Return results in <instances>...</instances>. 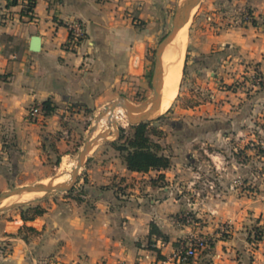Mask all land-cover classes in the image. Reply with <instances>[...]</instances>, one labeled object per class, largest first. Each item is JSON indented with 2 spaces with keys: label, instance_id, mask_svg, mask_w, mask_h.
Returning <instances> with one entry per match:
<instances>
[{
  "label": "crops",
  "instance_id": "1",
  "mask_svg": "<svg viewBox=\"0 0 264 264\" xmlns=\"http://www.w3.org/2000/svg\"><path fill=\"white\" fill-rule=\"evenodd\" d=\"M35 1L30 19L21 14V4L0 0V180L5 181L18 169L56 165L59 157L69 154L72 140L66 138L74 132L76 119L120 97L131 101L137 90L148 89L150 54L164 33L171 3ZM218 1L217 7L205 1L193 18L186 88L179 87L180 96L204 101L193 109L200 116L210 111L215 124L191 129L188 139L198 134L206 140L242 129L235 116L243 117L247 106L231 111L225 128L219 118L226 113L218 111H230L242 98L229 87L248 65L264 70V0ZM242 10H248L254 22H244ZM73 21L85 30L75 45L68 29ZM34 36L40 37L36 52L31 49ZM47 100L55 106L51 115L44 114ZM35 105L41 112L31 118ZM114 141L93 149L72 191L38 201L46 209L42 216L24 221L18 211L0 217V264H163L191 235L211 237L212 246L183 264H264L263 185L243 191L232 189V183L230 190L218 183L212 190L203 188L191 180L189 170L206 171L212 162L217 164L212 156L202 161L188 154L189 163L174 160L161 172H132L112 146ZM238 164L230 159V182L241 173L249 178L247 169L235 167ZM160 173L165 175L164 187L151 182ZM214 197L230 198V204L211 201ZM204 209L211 213L209 225L181 219ZM225 219L230 220V231L221 235L217 224ZM253 219L263 225H248ZM152 223L166 236L165 242L150 234ZM24 226L35 232L19 235ZM255 228L263 235L254 242Z\"/></svg>",
  "mask_w": 264,
  "mask_h": 264
},
{
  "label": "rangeland",
  "instance_id": "2",
  "mask_svg": "<svg viewBox=\"0 0 264 264\" xmlns=\"http://www.w3.org/2000/svg\"><path fill=\"white\" fill-rule=\"evenodd\" d=\"M205 1H212L214 2V4L216 2L215 7H217L219 2L218 0H203L192 11V13L190 14L191 16L189 17L186 23V33H185L186 39L184 41V44L181 42L179 35L176 40L177 42L176 46L179 49L182 48V51H184L185 53L184 66H185V60L188 59L189 57L187 53L188 31L192 24L193 18L198 13L201 4L205 3ZM178 2L179 0H171L169 7L170 15L164 33L159 38L158 42L154 46V49H152L151 51L150 74L152 73V69L154 65L155 48L157 47L161 38L169 31L172 23L173 15L178 6ZM252 21L253 18L250 20V22ZM166 50H169V47H166L165 51ZM185 74H186V70L185 73L184 71L182 73V79L179 86L180 89L186 88V83L184 78ZM229 88L232 91L240 92L241 96L239 97L242 98L235 101L232 107H230L231 109L230 111L223 109L218 111L221 114L226 113V115L222 114V116H220L219 118L222 121L221 126H223L224 128L227 126L226 121H228L231 111L236 112L240 108H245L247 106L248 111H245L243 117L236 118L235 116V120H236L235 124L242 129H239L236 132H232V131L230 132L229 130L222 136L218 135L212 138L206 136L207 138L206 140H203L202 138L203 135H198V134H196L194 139H188L190 138L189 136L191 129L194 128L196 129V131H198L201 127H204V125L208 127L213 126L215 124L214 122L215 117L210 118L208 116L211 115L210 111H208L205 115L200 116L198 113H196V111L193 108L198 106V104H201V102L204 101L201 99L199 100L193 96H189L187 94L186 95L183 94L180 96L178 90L177 96L175 97V100L172 103L171 107L164 112H162L161 110L159 117L153 121V125L161 129L164 133L163 138H160L158 141L163 145L165 149V154L171 156L172 164L174 163V160L178 163L179 162L182 163L183 161L189 163L191 160L190 158L187 157L188 154L190 155L191 159L194 160L200 159L202 161L203 160L208 161L209 159L211 160V156L214 159H216L215 161L217 162V164H214L212 162L211 164L208 165L206 171H202V170L196 171L195 169L189 170V173L193 174L192 176H190L191 180L198 181L205 189L207 187L209 190H212L210 186H212V188L213 187L215 188L216 183H218L220 187L227 188V190H230V183H232L233 187L231 188L232 189L238 188L239 191L248 190V188L254 189V186H258L259 184L264 186V97H259L261 96L260 95L261 93H264V70L259 69L256 65H250V66L248 65V67H246L243 70L240 77L234 79V81L232 82ZM137 92L138 93H136L137 94L136 96L134 97L131 96V98L133 99L130 102L134 104L140 103L152 95L151 83L146 91L137 90ZM256 97L259 98L257 99ZM242 99H245V101L242 102ZM104 107L105 105L99 107L98 109L90 110L89 112H87L86 115L75 120L77 126L75 127L74 132L71 135H68L66 138L68 140H72V145L70 144L68 148L69 154H66L62 157L59 165L46 164L42 167L31 168L29 170L18 169L14 174V176L10 177L11 179H8V181L0 180V193L12 189L14 187L33 185L39 182L48 183V182H52L53 180L55 182L59 177L62 176L61 173L62 171L60 172V165L62 162H64V160L69 162L74 160L76 162L77 156L80 150L82 149L92 126L95 123L96 116L99 115V113L104 109ZM184 110H188V112ZM215 110L217 109L215 108ZM218 112H216L214 115H218ZM118 122L119 125H122L121 129H124L126 133L128 134L132 133L133 131L131 127L132 125L128 123L127 119H125L124 121L125 123L120 121ZM196 131L192 130L194 134ZM193 133H191V136H193ZM110 139H114V136L110 137ZM104 143L105 141H101L99 144L103 146ZM60 151L64 152L65 150H60ZM232 158H234L235 161L240 164L235 166L236 168H238L239 171L242 169H247L249 178H245V176H243L241 173L233 176L230 182V159ZM55 159L56 158H54L52 163L55 162ZM83 171H84V167L80 171L79 180L81 177H83ZM223 178H225V184H221V179ZM198 182L196 183L198 184ZM30 195L29 196L27 195L26 197L27 199H25L24 197L23 201H31V203H38V201L41 200L40 198L44 195V193H36ZM188 199L191 202L196 201L194 196H190L188 197ZM201 200L206 201V199L203 198ZM210 200L215 201L216 203L226 202L227 205L230 204V198L214 197L213 199ZM201 204L202 202L200 203V205ZM18 209L19 208L12 209L4 213H0V217L14 215L15 213L18 212ZM184 215H187L190 218L189 223L200 222V225H209L208 216H210L211 213L208 210L204 209V213L200 215L194 214L193 212L185 213ZM184 215H182L181 219H184L186 221V218L185 217L183 218ZM204 221H206L205 224ZM229 221L230 220L225 219L222 220V222H219L217 225H230ZM248 225H263V224H260L258 219L256 220L253 219V221L250 222ZM256 230L257 228H255L251 234L252 235L251 240L254 242L255 240H258L256 236ZM200 236H207V235H200Z\"/></svg>",
  "mask_w": 264,
  "mask_h": 264
},
{
  "label": "water",
  "instance_id": "3",
  "mask_svg": "<svg viewBox=\"0 0 264 264\" xmlns=\"http://www.w3.org/2000/svg\"><path fill=\"white\" fill-rule=\"evenodd\" d=\"M202 1L203 0H179L169 31L161 38L155 48L154 65L150 78L152 95L137 104L130 102L125 97H120L105 105L104 109L95 118V123L77 156L76 165L70 172L69 180L57 184H54V180L48 183L39 182L33 185L14 187L1 192L0 213L30 204L31 201H23V198L30 194L44 193V195L40 198L44 199L58 193L72 191L78 183L80 171L83 167H85L93 149L101 141L111 142L120 137L122 125H119L118 118L127 119L128 123L136 125L142 122L154 121L159 117L164 85V51L166 47L176 40L180 31L186 25V17L190 15ZM31 44L32 51H38L40 46V37L34 36L31 39ZM119 108L123 110V114L115 116V111ZM106 116H108L107 129L93 137L100 125V122ZM112 136H114V139H110ZM9 199H13L14 201L4 205V202Z\"/></svg>",
  "mask_w": 264,
  "mask_h": 264
},
{
  "label": "trees",
  "instance_id": "4",
  "mask_svg": "<svg viewBox=\"0 0 264 264\" xmlns=\"http://www.w3.org/2000/svg\"><path fill=\"white\" fill-rule=\"evenodd\" d=\"M8 2L11 6L21 4V14L30 19L34 17V9L36 6L35 0H8ZM186 61L183 70L184 73L186 69ZM42 105L45 115H51L55 110V106L51 100L43 102ZM131 127L133 130L131 134H128L124 129H121L120 137L111 143L120 153L127 169L139 173H148L151 170L161 172L169 169L172 166L171 156L165 154L163 145L158 141L160 138H163V131L153 125V121L142 122L140 124L132 125ZM60 162L61 158L59 157L56 165H59ZM151 182L154 186L164 187L167 185L163 173H160L157 178L151 179ZM18 211L24 221H31L42 216L46 212V209L40 203H30L26 206L20 207ZM24 231L35 232L33 228L24 226L20 230L19 235H22ZM150 234L160 237V240L163 242L166 241V236L153 223L151 225ZM262 235L263 231L257 228V239L260 240ZM211 246L212 244H210L209 248H211ZM191 260H189L188 263L191 262Z\"/></svg>",
  "mask_w": 264,
  "mask_h": 264
},
{
  "label": "bare ground",
  "instance_id": "5",
  "mask_svg": "<svg viewBox=\"0 0 264 264\" xmlns=\"http://www.w3.org/2000/svg\"><path fill=\"white\" fill-rule=\"evenodd\" d=\"M190 16L191 15H188L186 17L185 23H187ZM185 33H186V25L182 28V30L178 34L180 37V40L183 44H184V41L186 39ZM176 40H177V38H176ZM176 40L168 46L169 50L164 51V57H163L164 85H163V90H162V101H161L162 112L168 110L171 107L172 103L175 100V97L177 96L179 86H180V82L182 79L183 65H184V54L185 53H184V51H182V48L179 49L176 46V43H177ZM121 114H123V110L121 108H119L115 111V116L121 115ZM118 121L124 122L125 119L118 118ZM107 127H108V116H106L100 122L98 130L96 131V133L94 134L93 137L97 136L99 133L104 132L107 129ZM75 165H76V162L74 160L70 161V162L64 160V162H62L60 165V172L62 171L61 172L62 176L59 177L54 182V184L65 182V181L69 180L70 172H71L72 168L75 167ZM26 197L27 196H25V199H27ZM12 201H14V200L13 199L6 200L4 202V205L9 204Z\"/></svg>",
  "mask_w": 264,
  "mask_h": 264
},
{
  "label": "built area",
  "instance_id": "6",
  "mask_svg": "<svg viewBox=\"0 0 264 264\" xmlns=\"http://www.w3.org/2000/svg\"><path fill=\"white\" fill-rule=\"evenodd\" d=\"M241 19L244 22H250L252 19V14L248 10H244L241 13ZM70 32L69 40L72 44L79 43L85 36V30L81 22L73 21L68 25ZM41 112V107L39 105L32 106L29 112V117L35 118ZM186 222H190V218L184 215ZM220 234H228L230 231L229 225H221ZM212 239L209 236L191 235L183 242L178 249H176L172 255L167 257L163 261V264H183L187 263L189 260L194 259L199 253L205 251L209 248ZM164 244L163 242L161 243Z\"/></svg>",
  "mask_w": 264,
  "mask_h": 264
}]
</instances>
